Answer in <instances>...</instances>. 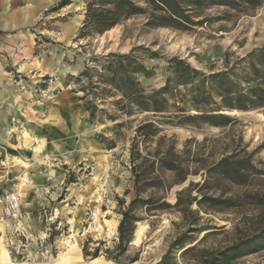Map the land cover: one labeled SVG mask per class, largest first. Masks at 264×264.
<instances>
[{
	"label": "rangeland",
	"instance_id": "obj_1",
	"mask_svg": "<svg viewBox=\"0 0 264 264\" xmlns=\"http://www.w3.org/2000/svg\"><path fill=\"white\" fill-rule=\"evenodd\" d=\"M61 1L36 9L33 22L0 25V264H158L185 232L196 250L177 251V264L241 240L254 252L237 263L264 264V104L219 107L241 93L264 103V0L139 2L140 14L81 39L92 0L53 11ZM131 51L151 73L137 75L146 95L170 79L158 96L162 112L128 115L113 93L95 102L92 118L80 74L93 59ZM180 60L204 77L181 84ZM198 113L232 120L180 124ZM144 121H158L161 132L139 146L146 189L133 241L119 254L121 211L136 198L131 150ZM172 141L175 167L163 169ZM9 193H18L21 215L2 226Z\"/></svg>",
	"mask_w": 264,
	"mask_h": 264
},
{
	"label": "trees",
	"instance_id": "obj_2",
	"mask_svg": "<svg viewBox=\"0 0 264 264\" xmlns=\"http://www.w3.org/2000/svg\"><path fill=\"white\" fill-rule=\"evenodd\" d=\"M248 5H260V0H241ZM139 2H150L153 4H164L169 5L168 0H92L88 6L86 19L84 26L81 29L79 39L86 38L93 34H103L118 24L122 23L125 19H129L135 14H140L142 9L138 7ZM216 4V3H213ZM69 5L67 0H62L53 11H58ZM109 6V8H108ZM124 13V15H121ZM95 63L94 67H86V69L80 74L79 80H86L87 86L83 88L85 96L83 100L88 98L92 99L90 103L92 106L88 107V111L92 118L97 116L100 112L95 102L100 97H107L109 94H120V99L117 103H125L123 105V111L128 115H132L135 111H152L162 112L163 105L158 99L161 96L160 93L170 88V79L167 81V85L161 89L160 93L153 95H146L144 89L140 86L137 81L138 74H145L148 76L151 74L147 71L141 62L137 59L134 51L129 54H116L111 53L103 57L93 59ZM180 63L185 65V73L181 75V84L188 85L194 84L199 81V78L204 77V74L191 67V65L184 60H180ZM177 74V69L174 70ZM224 74L211 75L206 80H213L216 78L223 77ZM205 80V79H204ZM255 93H258L255 90ZM246 95L241 93L237 95V103H233L230 99H223L219 107L229 109H240L242 111H248L250 108L257 105L264 104L259 101L258 96L255 99L245 100ZM219 111V110H217ZM221 119V122L217 120ZM232 119L223 113L219 114H201L188 117L186 122H181L182 125H197V124H211L215 126L224 125L230 122ZM158 121H144L136 130V137L131 150V163L132 173L134 176V191L136 198L131 201L130 205L121 211L122 219L118 227V239L117 250L119 254H123L127 251L129 244L133 241L134 233L136 230L138 217L134 213L140 206L141 199L139 196L146 189L144 182L145 174L142 171V154L139 146L143 143L151 142L160 132V126L157 124ZM166 141V137L162 138L161 141ZM170 141V140H169ZM139 149V150H138ZM174 150V142L170 146L167 153H163L165 158L161 161L163 169L173 170L175 165L172 161V151ZM128 194V191L126 192ZM121 204H124L122 201ZM189 236L188 232H185L181 237L177 238L176 241L170 244L166 254L162 257L158 264H177L176 254L177 251L181 252L182 255L186 256L196 250V246L189 247ZM244 241H239L232 246L214 249L212 251L201 250V254L194 258L189 263L185 261V264H238V260L242 257L254 252L253 249H244Z\"/></svg>",
	"mask_w": 264,
	"mask_h": 264
},
{
	"label": "crops",
	"instance_id": "obj_3",
	"mask_svg": "<svg viewBox=\"0 0 264 264\" xmlns=\"http://www.w3.org/2000/svg\"><path fill=\"white\" fill-rule=\"evenodd\" d=\"M57 1L59 0H0V25L2 24L14 25L20 23L33 22L36 17V9L38 10L46 9L47 7L51 6ZM2 92H3V83H2V79H0V97H2L3 95ZM12 222L13 220L6 219L3 222L2 226L11 224Z\"/></svg>",
	"mask_w": 264,
	"mask_h": 264
},
{
	"label": "built area",
	"instance_id": "obj_4",
	"mask_svg": "<svg viewBox=\"0 0 264 264\" xmlns=\"http://www.w3.org/2000/svg\"><path fill=\"white\" fill-rule=\"evenodd\" d=\"M4 215L6 217H16L21 213V201L18 193H9L5 199Z\"/></svg>",
	"mask_w": 264,
	"mask_h": 264
},
{
	"label": "bare ground",
	"instance_id": "obj_5",
	"mask_svg": "<svg viewBox=\"0 0 264 264\" xmlns=\"http://www.w3.org/2000/svg\"><path fill=\"white\" fill-rule=\"evenodd\" d=\"M21 215V214H20ZM14 218L15 217H9L7 220H14ZM75 247V246H74ZM71 249H72V247H71ZM70 249V250H71ZM74 251V250H73ZM68 252V251H67ZM71 252H72V250H71ZM66 253V252H65ZM61 255V254H60ZM65 255V254H64ZM70 255V254H69ZM74 255H75V253H74ZM63 256V255H62ZM72 256V255H71ZM82 259V258H81ZM102 259V258H101ZM104 261V260H103ZM102 260H100V259H95L93 262H90L89 264H111V263H104ZM82 262V261H81ZM80 262V263H81ZM3 264H13V263H11L10 261H8V260H6V261H4V263ZM56 264H72L71 263V261L70 260H66L65 258H63V257H60V260L56 263ZM77 264H79V263H77ZM81 264H83V263H81Z\"/></svg>",
	"mask_w": 264,
	"mask_h": 264
}]
</instances>
